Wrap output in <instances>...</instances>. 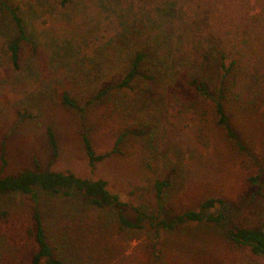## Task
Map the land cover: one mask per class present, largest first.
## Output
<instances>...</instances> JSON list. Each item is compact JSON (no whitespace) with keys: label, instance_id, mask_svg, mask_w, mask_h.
<instances>
[{"label":"rangeland","instance_id":"1","mask_svg":"<svg viewBox=\"0 0 264 264\" xmlns=\"http://www.w3.org/2000/svg\"><path fill=\"white\" fill-rule=\"evenodd\" d=\"M11 1L21 6L31 42H23L21 68L16 70L7 44L18 34L0 5V176L34 169L38 163L43 171L106 180L127 204L123 213L133 221L138 211L170 219L210 197L225 200L210 210L223 215L222 227L189 223L164 229L146 218L142 229L123 231L113 209L99 208L77 191L66 195L38 188V209L57 256L65 264H264V255L225 238L235 226L264 229V98L248 109L227 105L237 145L218 124L214 97L221 79L213 68L202 79L209 96L156 100L155 120L149 122L158 128L153 146L143 139L145 134H133L121 154L93 169L79 114L62 106L59 90L74 88L84 96L83 90L99 82L101 74L109 76L123 64L117 48L126 38L122 33L130 17L113 16L110 3L103 9L98 0H74L66 8L55 0ZM79 101L85 106V100ZM86 118L98 153L111 151L122 130H138L120 100L110 95L88 107ZM49 127L59 141L57 158L48 143ZM3 143L9 163L5 169ZM157 181L170 184L161 204ZM35 207L28 195L0 196V264H30L38 251Z\"/></svg>","mask_w":264,"mask_h":264},{"label":"trees","instance_id":"2","mask_svg":"<svg viewBox=\"0 0 264 264\" xmlns=\"http://www.w3.org/2000/svg\"><path fill=\"white\" fill-rule=\"evenodd\" d=\"M61 8H66L74 0H55ZM105 9L111 5L113 16L128 15L129 22L122 33L126 38L117 48L123 64L111 75H100L81 91L59 90L63 107L79 114L82 127V142L89 162L95 169L100 163L116 154L131 135H144L148 145L153 146L157 129L149 122L155 119L156 100H199L209 96L207 83L202 81L206 72L217 68L220 86L214 97V109L218 124L228 137L239 145L227 105L251 108L264 98L262 81L264 78V0H98ZM0 5L9 13L17 39L7 44L12 66L19 70L22 61V44L31 42L27 36L21 6L11 0ZM115 56V60L121 62ZM94 80V78L92 79ZM116 93V95H115ZM120 100L123 112L130 117L138 130H122L116 135L111 151L98 153L87 127L88 107L101 102L108 96ZM79 100H85L83 106ZM48 143L54 157L60 156V145L54 130L47 129ZM3 143L1 154L2 169L8 167L6 148ZM167 181L155 184L156 198L162 203ZM70 195L77 191L89 198L99 208L115 211L123 231L140 230L146 218L157 228L172 229L189 223H207L222 227V214L211 213L225 204L222 197H210L202 201L198 208L185 210L170 219L147 217L139 212L136 220L124 215L127 204L119 195L109 189L106 180H90L77 176L72 171H43L38 163L34 169L0 176V196L8 193L28 195L34 201V237L38 251L33 254L30 264H65L57 256L47 238L42 213L38 209L37 189ZM225 238L236 247H248L256 256L264 255V229L235 226L225 232Z\"/></svg>","mask_w":264,"mask_h":264}]
</instances>
